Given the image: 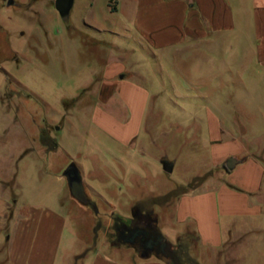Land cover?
<instances>
[{"label":"rangeland","instance_id":"1","mask_svg":"<svg viewBox=\"0 0 264 264\" xmlns=\"http://www.w3.org/2000/svg\"><path fill=\"white\" fill-rule=\"evenodd\" d=\"M7 1L0 0V182L8 183L0 189V264L12 231L5 228L6 202L16 201L24 213L61 198L56 206L66 224L56 264H83L95 250L138 264L139 254L114 242L115 220L130 224L136 209L149 210L172 253L183 230L173 218L179 194L210 189L230 158L264 167V71L250 62L243 41L235 54L223 43L218 53L196 47L156 60L125 37L134 33V7H123L124 0H74L67 21L55 0ZM125 49L142 74L128 75L150 95L142 128L123 147L96 127L91 106L106 63ZM216 120L220 127L210 133ZM212 145L236 153L221 165L216 153L214 167ZM165 160L173 163L171 173L162 168ZM70 164L90 204L56 179ZM260 199L261 216L227 231L220 250L197 249L191 239L161 261L264 264V180Z\"/></svg>","mask_w":264,"mask_h":264},{"label":"crops","instance_id":"2","mask_svg":"<svg viewBox=\"0 0 264 264\" xmlns=\"http://www.w3.org/2000/svg\"><path fill=\"white\" fill-rule=\"evenodd\" d=\"M131 5L134 7V33H126L125 37L138 45L140 53H149L160 60L169 52L178 55L196 47L218 53L226 43L235 54L240 51V41H243L248 47L246 53L251 56L250 62L264 71V0L123 1V7L129 9ZM123 52L116 61L106 63L91 115L101 132L126 147L142 128L150 92L130 78V70L136 74L139 71L134 65L135 60L124 55L126 49ZM127 53L133 55L135 51ZM137 75L142 76L141 73ZM214 127L211 130L209 124L210 133L220 127L217 120ZM42 149L45 153L51 148ZM211 151L214 167L236 153L230 146L216 149L212 145ZM216 153L219 164L215 163ZM66 168L57 180L67 181L63 176ZM213 180L215 185L206 191L197 189L179 194L173 209L174 221L183 227L179 239L190 234L196 238L197 249L209 252L225 245L227 236L236 231L238 222L261 216L264 167L260 161L249 159L239 163L234 170H222ZM2 182L0 189L3 191L8 183ZM61 204L59 197L51 206L30 205L26 212L20 213L16 201L6 202L5 228L8 233L12 230L6 240V264H56L66 224L56 206ZM140 257L143 260L138 264H165L161 257L154 255ZM83 264L124 263L95 250Z\"/></svg>","mask_w":264,"mask_h":264},{"label":"flooded vegetation","instance_id":"3","mask_svg":"<svg viewBox=\"0 0 264 264\" xmlns=\"http://www.w3.org/2000/svg\"><path fill=\"white\" fill-rule=\"evenodd\" d=\"M154 221L150 211L143 208L135 210L130 224H125L120 219L115 220L114 242L126 244L140 256L170 257L176 252L184 251L185 247L179 245L177 251L170 253V245L158 233Z\"/></svg>","mask_w":264,"mask_h":264},{"label":"water","instance_id":"4","mask_svg":"<svg viewBox=\"0 0 264 264\" xmlns=\"http://www.w3.org/2000/svg\"><path fill=\"white\" fill-rule=\"evenodd\" d=\"M14 2L12 0H8L7 5H13ZM74 0H55L54 7L56 11L59 13L62 20L67 21L70 11L73 7ZM240 163L236 158H230L226 162V168L228 170H234L236 166ZM162 168L164 172L171 173L173 171V163L165 160L162 162ZM63 176L66 178L70 193L73 198L77 201L88 204L89 200L85 194L84 186L80 179V174L78 169L74 164H70L63 172Z\"/></svg>","mask_w":264,"mask_h":264},{"label":"trees","instance_id":"5","mask_svg":"<svg viewBox=\"0 0 264 264\" xmlns=\"http://www.w3.org/2000/svg\"><path fill=\"white\" fill-rule=\"evenodd\" d=\"M224 169H225L226 171H230V170H228V169L226 168V164H224ZM191 239H195V240H196V238H195L194 236L190 235V234L184 235V236H182V237L179 239V245L184 246V247H185L184 250H186V248L189 247V245H190V242H189V241H190Z\"/></svg>","mask_w":264,"mask_h":264}]
</instances>
